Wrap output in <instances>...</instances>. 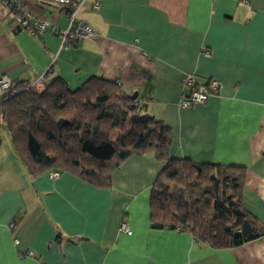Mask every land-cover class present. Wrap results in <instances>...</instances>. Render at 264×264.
Segmentation results:
<instances>
[{
	"label": "crops",
	"instance_id": "obj_1",
	"mask_svg": "<svg viewBox=\"0 0 264 264\" xmlns=\"http://www.w3.org/2000/svg\"><path fill=\"white\" fill-rule=\"evenodd\" d=\"M19 1L68 27L61 5ZM9 12L0 0V77L60 78L70 90L92 77L116 81L141 114L171 128V156L244 167L245 208L264 225V0H85L74 20L95 35L68 47L55 34L18 30ZM188 73L221 87L182 109ZM162 168L149 153L125 160L109 188L68 172L32 178L0 134V264H264V237L216 250L189 233L152 229L150 194Z\"/></svg>",
	"mask_w": 264,
	"mask_h": 264
},
{
	"label": "trees",
	"instance_id": "obj_2",
	"mask_svg": "<svg viewBox=\"0 0 264 264\" xmlns=\"http://www.w3.org/2000/svg\"><path fill=\"white\" fill-rule=\"evenodd\" d=\"M6 2L9 7L20 2L24 8L19 0ZM61 7L69 16L71 8ZM2 93L0 133L7 129L30 177L68 172L95 187L109 188L112 173L125 160L152 153L163 163L151 188L152 229L189 233L195 243L216 250L264 237V225L244 205L245 168L171 156V128L141 114L137 101L116 81L92 77L70 90L60 78H43L32 85L12 82ZM58 121L68 124L59 131Z\"/></svg>",
	"mask_w": 264,
	"mask_h": 264
},
{
	"label": "built area",
	"instance_id": "obj_3",
	"mask_svg": "<svg viewBox=\"0 0 264 264\" xmlns=\"http://www.w3.org/2000/svg\"><path fill=\"white\" fill-rule=\"evenodd\" d=\"M6 1V0H5ZM61 6H68L71 8L69 14L70 22L67 28L59 29L55 25L41 20L26 11L20 2H14L10 6L9 19L11 23L20 27L21 30L29 34L43 35L45 33L55 34L59 36L63 46L68 47L73 41H80L92 38L94 31L84 22L75 21L77 12L81 9L85 0H50ZM97 7V4H94ZM12 81L6 76L0 77V92L7 91L11 88ZM183 89H188V93L182 96L180 107L182 109H188L190 107L204 104L207 99L218 93L221 85L216 80H208L205 84H198L196 82L195 75L188 73L182 79ZM50 178H57L59 174L57 172H49ZM9 229L13 234V243L17 245L19 240L17 238V227L14 223L9 225ZM121 233L130 235L131 232L128 229L127 224L122 223L119 228ZM31 254V253H29Z\"/></svg>",
	"mask_w": 264,
	"mask_h": 264
},
{
	"label": "water",
	"instance_id": "obj_4",
	"mask_svg": "<svg viewBox=\"0 0 264 264\" xmlns=\"http://www.w3.org/2000/svg\"><path fill=\"white\" fill-rule=\"evenodd\" d=\"M68 122H65V121H58L57 122V126H58V130L60 131L61 128L64 126V125H67Z\"/></svg>",
	"mask_w": 264,
	"mask_h": 264
},
{
	"label": "rangeland",
	"instance_id": "obj_5",
	"mask_svg": "<svg viewBox=\"0 0 264 264\" xmlns=\"http://www.w3.org/2000/svg\"><path fill=\"white\" fill-rule=\"evenodd\" d=\"M0 95L2 96V95H3V93H2V92H0ZM3 133H4V134H5V133L7 134V133H8V132H7V129H3V130H1V133H0V134H3Z\"/></svg>",
	"mask_w": 264,
	"mask_h": 264
}]
</instances>
